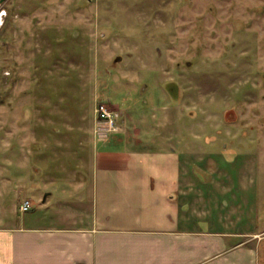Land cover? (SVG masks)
<instances>
[{
  "label": "rangeland",
  "instance_id": "obj_1",
  "mask_svg": "<svg viewBox=\"0 0 264 264\" xmlns=\"http://www.w3.org/2000/svg\"><path fill=\"white\" fill-rule=\"evenodd\" d=\"M0 12L5 221L42 215L36 180L82 153L68 141L109 135L97 130L99 103L145 141L169 130L194 158L224 125L239 129L234 144L264 154V0H2Z\"/></svg>",
  "mask_w": 264,
  "mask_h": 264
},
{
  "label": "crops",
  "instance_id": "obj_2",
  "mask_svg": "<svg viewBox=\"0 0 264 264\" xmlns=\"http://www.w3.org/2000/svg\"><path fill=\"white\" fill-rule=\"evenodd\" d=\"M222 127L195 158L167 129L145 141L134 125L97 127L109 135L68 141L82 153L36 180L42 215L0 216V264H264V154ZM50 199L67 209L46 210Z\"/></svg>",
  "mask_w": 264,
  "mask_h": 264
},
{
  "label": "built area",
  "instance_id": "obj_3",
  "mask_svg": "<svg viewBox=\"0 0 264 264\" xmlns=\"http://www.w3.org/2000/svg\"><path fill=\"white\" fill-rule=\"evenodd\" d=\"M96 117L99 121L98 129L103 128L108 132H116L120 130L118 123L119 113L113 109H110L104 103H99L96 107ZM30 207V201L25 199L19 206L21 211H26Z\"/></svg>",
  "mask_w": 264,
  "mask_h": 264
},
{
  "label": "water",
  "instance_id": "obj_4",
  "mask_svg": "<svg viewBox=\"0 0 264 264\" xmlns=\"http://www.w3.org/2000/svg\"><path fill=\"white\" fill-rule=\"evenodd\" d=\"M0 1H2V0H0Z\"/></svg>",
  "mask_w": 264,
  "mask_h": 264
}]
</instances>
